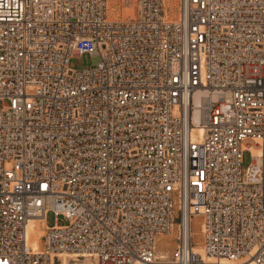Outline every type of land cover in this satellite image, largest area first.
Segmentation results:
<instances>
[{
  "label": "built area",
  "instance_id": "1",
  "mask_svg": "<svg viewBox=\"0 0 264 264\" xmlns=\"http://www.w3.org/2000/svg\"><path fill=\"white\" fill-rule=\"evenodd\" d=\"M127 1L0 0V264H264V0Z\"/></svg>",
  "mask_w": 264,
  "mask_h": 264
},
{
  "label": "rangeland",
  "instance_id": "2",
  "mask_svg": "<svg viewBox=\"0 0 264 264\" xmlns=\"http://www.w3.org/2000/svg\"><path fill=\"white\" fill-rule=\"evenodd\" d=\"M137 7L134 2H129L127 0H108V18L110 21H126L133 19L132 17L136 16ZM99 63L98 58H90L85 56L83 58H75L71 61V65L75 70L79 71L89 67H96ZM246 146H253L252 142H246ZM251 163V157L248 153L244 155L243 168H247ZM180 218V217H179ZM54 217L50 214L47 218L48 226H53ZM180 223V220H178ZM59 223L64 225L62 219L59 220ZM201 221L199 218H194L192 222V231H193V242L194 248L201 246V235H200ZM44 225L38 223L36 229L33 231L31 245L34 250L40 251L42 247V238H43ZM160 239L157 242L156 256L157 260L155 264H174L176 259L177 243H178V233L177 227L169 235H164L159 237ZM159 241L162 243V246H159ZM163 253L167 254L166 260H161ZM56 264H61L60 261ZM70 264H87L84 259H78L71 261Z\"/></svg>",
  "mask_w": 264,
  "mask_h": 264
},
{
  "label": "bare ground",
  "instance_id": "3",
  "mask_svg": "<svg viewBox=\"0 0 264 264\" xmlns=\"http://www.w3.org/2000/svg\"><path fill=\"white\" fill-rule=\"evenodd\" d=\"M171 2L173 1H176V0H170ZM133 19L135 18L132 17ZM199 98H208L207 97V94L205 92H200L198 93L196 96H195V104L197 105L199 103ZM204 100L203 99L201 101V103H204ZM197 114V112H196ZM195 218H198V217H195ZM194 219V218H193ZM193 219H190L189 216H185L183 217L182 216V220H181V225L185 228V230L187 231L188 235L190 236L191 238V241L193 242V231H192V222H193ZM38 221H33L29 224L28 228H27V242H28V245L33 249L32 245H31V242H32V236H33V231L36 229L37 225H38ZM44 229H45V226H44ZM43 236H44V231H43ZM160 238H157L156 241H155V249L157 250V242ZM159 246H162V243L159 241ZM193 246L194 245V242H193ZM34 250V249H33ZM41 250H42V247H41ZM40 250V251H41ZM195 252L197 254H200L201 256H204L203 254V251L202 249L199 247H196L194 248ZM40 251H36L34 250V252H40ZM59 259L57 261H55L54 264H56V262L60 261L61 264H70L71 261H74V260H78V259H84L85 262L87 264H91V260L88 258V256L86 255H78V254H69L67 256H59L58 257ZM167 259V254L166 253H163L162 256H161V260H166ZM207 263L209 264H213L215 263L213 260H208V259H204ZM155 264V263H154ZM169 264V263H168ZM175 264V263H174ZM219 264H230L228 263L227 261L225 260H221L219 262Z\"/></svg>",
  "mask_w": 264,
  "mask_h": 264
}]
</instances>
